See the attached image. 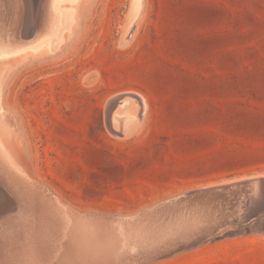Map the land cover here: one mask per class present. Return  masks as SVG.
I'll return each mask as SVG.
<instances>
[{
	"label": "rangeland",
	"instance_id": "374dc122",
	"mask_svg": "<svg viewBox=\"0 0 264 264\" xmlns=\"http://www.w3.org/2000/svg\"><path fill=\"white\" fill-rule=\"evenodd\" d=\"M143 2L125 34L131 0H89L84 27L63 55L6 86L21 161L80 212L135 213L199 187L264 175V0ZM119 95L126 96L113 102ZM135 109L124 125V111ZM15 202L9 194L0 206V220L7 218L0 234L25 205ZM63 225L47 240L46 264L71 241ZM0 241L2 257L12 246ZM142 264H264V226Z\"/></svg>",
	"mask_w": 264,
	"mask_h": 264
},
{
	"label": "water",
	"instance_id": "95a60500",
	"mask_svg": "<svg viewBox=\"0 0 264 264\" xmlns=\"http://www.w3.org/2000/svg\"><path fill=\"white\" fill-rule=\"evenodd\" d=\"M43 1L0 0V32L21 23L32 33L43 12ZM125 96L112 100L117 103ZM26 176L16 175L0 159V206L7 202L9 187L16 189L25 203L15 211L18 215L9 230L0 234L12 246L10 253L0 256V264H41L42 258L48 257H42L47 240L65 223L76 239L72 236L50 264H142L194 247L222 232L264 226V175L199 187L127 214L77 211L44 183Z\"/></svg>",
	"mask_w": 264,
	"mask_h": 264
},
{
	"label": "bare ground",
	"instance_id": "6f19581e",
	"mask_svg": "<svg viewBox=\"0 0 264 264\" xmlns=\"http://www.w3.org/2000/svg\"><path fill=\"white\" fill-rule=\"evenodd\" d=\"M44 3H45L44 5L46 7V11L44 10L45 11L44 14H42V16L40 17L41 19H39L40 21L38 25H36V28L34 29L32 33L27 32V29H25V27L23 28L24 24H21V23H14L13 30L11 31L5 30L4 32L2 31L0 32V159L2 160V163L5 165L6 168L14 172L16 175L22 176L23 178H26L27 177L26 175H29L30 172H28L27 170V167L25 165L26 164L25 160L23 161L24 162L23 163L21 161L22 158L20 159V156H23V155L20 153H19L20 156L18 155L19 146L17 145L18 143H20L19 134H20L21 129H20V126L18 125V121L16 120L15 115L12 112L13 109H11L9 107L10 105L8 104L9 105L8 106L6 103V101H8V99L5 100L6 98L5 91L7 90L6 86L9 85V82L14 77V75L20 72H23L24 70H27L34 64L37 65L38 63H42V62L51 63L52 60L63 55V53L61 52L64 49H66V47H68V45L70 44L69 42H71L73 37L76 35L78 29L81 26H83L82 23H84L83 22L84 15H86V13L84 12L86 8L85 3H87L88 5L89 0H45ZM143 3H144L143 0H131L129 16H128V20H127V24L125 28V34L130 29H133V27L137 25V22H139L138 19H140L142 15ZM131 100H133V98ZM130 104L131 102L129 103V105ZM113 105L114 104L111 103L110 106L113 107ZM137 110L135 109L133 111H130V110L124 111L125 116H126L124 125H127L128 123L133 121L135 118H137L138 112H139ZM14 113L16 112L14 111ZM117 113H119V111L116 112V114ZM122 114L124 113H121L120 115L122 116ZM23 132L21 131V133ZM23 146L24 145H22V148ZM8 190H9V194L16 201L15 203L23 202L19 198L18 194L20 193L16 189L9 187ZM10 203L11 202H9V204ZM23 204L25 203L23 202ZM18 205L20 206V204ZM4 207L6 206H3V208ZM18 207L16 206V208ZM13 210H16V209H13ZM1 214H4V213L3 212L0 213V216H3ZM3 218L4 220L7 219L5 217ZM14 219H15V216H14ZM4 220H0V221L3 222ZM5 224L6 222L4 223V225ZM4 225L2 224V226ZM69 229L70 228L68 227V230ZM6 230H9V229H6ZM0 244L2 245L3 243H0ZM3 250L0 249V251H3ZM2 257H4L3 254H2ZM46 263H47V260H46Z\"/></svg>",
	"mask_w": 264,
	"mask_h": 264
}]
</instances>
